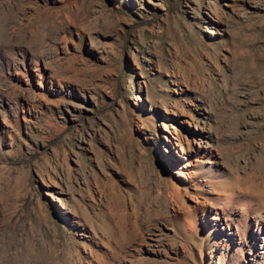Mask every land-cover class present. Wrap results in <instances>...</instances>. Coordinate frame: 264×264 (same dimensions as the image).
I'll use <instances>...</instances> for the list:
<instances>
[{
    "label": "rangeland",
    "instance_id": "rangeland-1",
    "mask_svg": "<svg viewBox=\"0 0 264 264\" xmlns=\"http://www.w3.org/2000/svg\"><path fill=\"white\" fill-rule=\"evenodd\" d=\"M0 264H264V0H0Z\"/></svg>",
    "mask_w": 264,
    "mask_h": 264
}]
</instances>
